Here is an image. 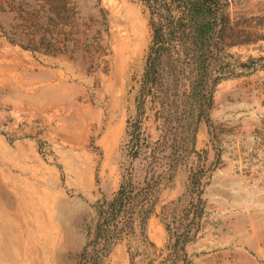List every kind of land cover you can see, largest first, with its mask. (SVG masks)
I'll list each match as a JSON object with an SVG mask.
<instances>
[{"label":"rangeland","instance_id":"1","mask_svg":"<svg viewBox=\"0 0 264 264\" xmlns=\"http://www.w3.org/2000/svg\"><path fill=\"white\" fill-rule=\"evenodd\" d=\"M227 1L226 51L264 57V0ZM94 2L76 0L72 16L83 49L30 51L0 36V264H76L92 203L116 190L128 166L136 183L156 181L145 225L152 244L130 240V262L120 241L100 264H264V58L214 85L209 123L186 144L180 132L160 145L146 104L143 152L131 159L126 124L149 44L147 12L139 0H98L99 14ZM154 146L158 167L147 172L144 151ZM198 165L202 214L172 261L162 217L187 210V175Z\"/></svg>","mask_w":264,"mask_h":264},{"label":"trees","instance_id":"2","mask_svg":"<svg viewBox=\"0 0 264 264\" xmlns=\"http://www.w3.org/2000/svg\"><path fill=\"white\" fill-rule=\"evenodd\" d=\"M139 1L147 12L149 44L134 97L135 114L126 124L131 159L143 152L141 123L146 104L154 108L158 117L159 144L164 146L169 133L174 141L180 132L186 144L200 121L209 123L214 85L245 70H254L255 63L264 58L247 57L241 61L226 51L232 45L225 34L227 0ZM93 7L102 13L98 0ZM74 11H78L76 0H0V36L30 51L69 53L83 49L86 45L80 44L83 34L72 18ZM88 17L91 24L99 23L91 15ZM96 32L93 42L100 47V32ZM156 146L144 151L149 158L147 172L158 167ZM205 170L198 165L187 175L185 196L188 198L184 199L187 210L181 216L162 217L168 234L165 249L172 261L184 255L183 247L192 239L202 214L201 178ZM155 189L156 181L151 177L143 178L139 184L133 179L132 167L123 168L116 190L92 203L94 221L86 231L76 264H100L110 248L123 240L127 242L130 262L133 256L130 240L151 245L145 225L153 213ZM179 201L180 197L174 202Z\"/></svg>","mask_w":264,"mask_h":264}]
</instances>
